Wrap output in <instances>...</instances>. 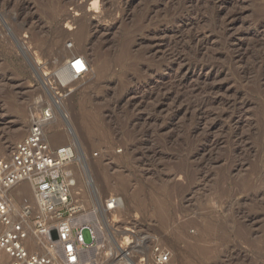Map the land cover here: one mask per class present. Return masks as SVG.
Segmentation results:
<instances>
[{
  "label": "rangeland",
  "instance_id": "rangeland-1",
  "mask_svg": "<svg viewBox=\"0 0 264 264\" xmlns=\"http://www.w3.org/2000/svg\"><path fill=\"white\" fill-rule=\"evenodd\" d=\"M73 52L89 68L77 78ZM53 99L67 119L47 136L74 148V216L100 230L85 263L156 239L170 264H264V0H0V144L22 124L0 153ZM22 186L16 208L17 193L33 200ZM110 196L120 205L103 212Z\"/></svg>",
  "mask_w": 264,
  "mask_h": 264
},
{
  "label": "built area",
  "instance_id": "built-area-1",
  "mask_svg": "<svg viewBox=\"0 0 264 264\" xmlns=\"http://www.w3.org/2000/svg\"><path fill=\"white\" fill-rule=\"evenodd\" d=\"M86 63L82 56L70 62V73L82 74L77 66ZM68 93H58L64 99ZM57 99V100H58ZM36 101L30 108L29 127L10 153H0V264H87L82 258L83 249L95 241L94 229L87 225H75L74 208L71 207V187L74 177L67 170L74 159V148L70 144L52 146L47 132L59 113L58 101ZM97 154V153H96ZM23 181L30 182L33 200L19 194L22 200L16 208L11 190ZM119 200L110 196L104 209L114 211ZM53 221H56L54 224ZM57 232L56 247L48 252L38 240L46 237L51 228ZM88 228L92 240L86 243L83 229ZM33 245L38 246L32 249ZM143 243L119 245L112 264H170L172 252L159 240L147 252Z\"/></svg>",
  "mask_w": 264,
  "mask_h": 264
},
{
  "label": "bare ground",
  "instance_id": "bare-ground-1",
  "mask_svg": "<svg viewBox=\"0 0 264 264\" xmlns=\"http://www.w3.org/2000/svg\"><path fill=\"white\" fill-rule=\"evenodd\" d=\"M84 15H86V14H84ZM84 15H83V17H84ZM82 17V18H83ZM81 19V18H80ZM75 20H77V21H79V19H75ZM85 20H87V21H89V24H92V22H91V20H89V19H85ZM83 24V23H82ZM88 23L87 22H85L82 26H80V27H78V28H80L76 33H74L75 34V36H76V38H77V40L78 41H82V38L84 37V34H85V31H86V28H88ZM96 28V27H95ZM97 29V32H96V36L97 37H99L100 39L102 38H104V37H106L105 35H106V32L107 31H105V30H100V29H98V28H96ZM96 29H94V30H96ZM193 40V39H192ZM82 45V44H81ZM76 52H77V50H76ZM78 56H76V53L75 52H73V53H70V54H67V55H65L63 58L64 59H68L69 60V65H68V67H66V69H65V72H67L69 75H72L71 73H70V67H71V65H70V62L71 61H73L74 59H76ZM59 63V62H58ZM59 65V64H58ZM77 68H78V70L79 71H81V70H83L82 71V74L84 73H86L87 71H88V66L86 65V63L85 62H83L82 64H79L78 66H77ZM73 76V75H72ZM77 78V77H76ZM82 119V118H81ZM84 120L86 119V118H83ZM85 122V121H84ZM73 126V125H72ZM13 127V128H12ZM11 127V129L9 130V137H6V140L3 142V143H1L0 144V150H2V149H7V148H9L10 149V142H12V139H14L16 136H18L20 133H21V130H22V124H21V122L18 120V121H16V124L14 125V126H12ZM57 136V135H56ZM55 136V137H56ZM58 138V137H57ZM57 138H56V140H57ZM55 142V141H54ZM25 183L27 184V187H29V189H30V182H28V181H23V182H21L20 184H18V185H20L21 186V188L23 187L22 185H24V187H25ZM77 185V183L75 182V180H74V185L71 187V189L74 187L75 188V186ZM20 188V187H19ZM21 188H20V191H23V190H21ZM26 188V187H25ZM24 189V188H23ZM18 192H19V190H17ZM26 191V190H25ZM28 192V191H27ZM18 195L19 194H24V192H20V193H17ZM120 201L121 200H119V203H118V205H120ZM103 207L101 206V209H102ZM154 210L156 211V213H157V217H159V221L161 222V224H166L167 222V216H166V210L163 208V207H161V206H159V205H155L154 206ZM102 211L104 212H106V210L103 208L102 209ZM94 214V213H93ZM92 213H91V215H93ZM117 221V220H116ZM72 222H73V224H75V225H83V224H87V225H89V226H91L93 229H94V232H95V241L93 242V244L92 245H88V246H86L84 249H83V251H82V253H81V255H82V258H84V259H89L90 258V255L92 254V253H94L95 251L97 252V251H99L100 249H101V246L99 247V227H98V225H97V222H96V220L95 219H93V218H87L86 216H83V215H81V216H75L73 219H72ZM171 224V223H170ZM108 229V228H107ZM125 230H128V231H130V228H127V229H125ZM135 232H136V230H134ZM179 232V231H178ZM105 235L102 237V240H101V242H100V245L102 244V242L104 241V239H105V237L107 236V232H105L104 233ZM134 236H136V235H134ZM142 238V237H141ZM141 238H138L139 240L141 239ZM37 239L38 240H42V243L44 244V248L48 251V252H51V253H53L54 251H55V247H56V239H57V232H56V229L53 227V228H51L50 229V231H49V233L47 234V236L46 237H42L41 235H38V237H37ZM197 243V242H196ZM198 243H200V242H198ZM200 245V244H199ZM37 247L38 246H36V245H33L31 248L32 249H37ZM98 249V250H97ZM202 249V248H201ZM201 251V250H200Z\"/></svg>",
  "mask_w": 264,
  "mask_h": 264
}]
</instances>
